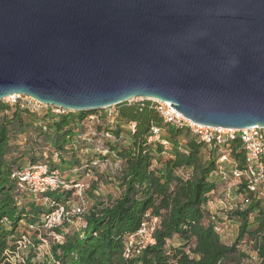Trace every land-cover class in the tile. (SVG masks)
Wrapping results in <instances>:
<instances>
[{
  "label": "water",
  "instance_id": "1",
  "mask_svg": "<svg viewBox=\"0 0 264 264\" xmlns=\"http://www.w3.org/2000/svg\"><path fill=\"white\" fill-rule=\"evenodd\" d=\"M88 112L134 99L264 129V0H0V100Z\"/></svg>",
  "mask_w": 264,
  "mask_h": 264
},
{
  "label": "trees",
  "instance_id": "2",
  "mask_svg": "<svg viewBox=\"0 0 264 264\" xmlns=\"http://www.w3.org/2000/svg\"><path fill=\"white\" fill-rule=\"evenodd\" d=\"M117 108L115 127L103 125L107 120L104 113L96 128L101 131L105 127L116 137L106 142V148L123 163L114 177L120 195L105 201L89 192L93 204L83 215L84 227L67 232L64 221L53 228L63 241L52 242L48 256L37 261L35 253L13 263L12 257L20 252L17 241L28 237L20 235L21 224L36 227L60 207L68 210L73 190L34 196L21 191L12 175L21 169L26 155L31 164L59 169L54 165L55 153L64 170H94L92 160L87 165L79 160L83 145H89L77 138L86 131L82 124L96 112L70 111L57 116L48 111L38 115L0 100V264H264V183L258 194L249 191L244 181L238 185L242 203L228 214L238 223L237 238L231 245L223 242L215 216L207 209L212 193L218 190L214 178L221 177L222 151L230 150L234 164L245 168L240 138L210 149L189 130L167 124L150 101L125 102ZM131 125L134 129L126 132L129 142L123 145V128ZM153 127L162 131L167 146L148 141ZM33 134L35 137L28 138L24 147L17 145L20 136ZM45 148H49L48 162H44ZM68 156L69 161L63 160ZM45 198L50 207L44 204ZM154 219L155 244L125 257L128 237L136 234L143 222ZM174 240L177 245L171 244ZM243 244L254 256L240 250ZM33 246L36 249L35 243Z\"/></svg>",
  "mask_w": 264,
  "mask_h": 264
},
{
  "label": "built area",
  "instance_id": "3",
  "mask_svg": "<svg viewBox=\"0 0 264 264\" xmlns=\"http://www.w3.org/2000/svg\"><path fill=\"white\" fill-rule=\"evenodd\" d=\"M4 103L10 105L11 107L19 106L21 109L29 110L33 113L40 112L45 108V112L50 111L54 115L62 116L66 115L69 110L56 106H46L36 101L35 99L25 96V95H12L6 99L2 100ZM150 101L153 108L159 113V115L164 119V121L178 129H187L191 134L197 136L201 142L207 145L210 149L223 147L228 145V143L234 141L236 138H240L242 142L243 149L245 151V168L239 169L236 164L231 171L232 176L238 180V185L244 181L247 185V189L253 193L258 194L261 192V186L264 183V129L254 126L246 129H223L214 128L210 126H204L196 124L186 119L181 113L176 109H173L171 103L161 102L158 100H148V99H134L127 103L130 105L134 102H144ZM106 116L105 126L115 127L118 124V108L117 106H112L103 109ZM96 117H92L94 120ZM97 124H100V117H97ZM86 122L82 124L85 128ZM131 130L134 126L131 125ZM46 130V128L44 127ZM79 141L85 143L86 145L102 144L107 141L113 142L116 137L107 131L104 127L101 131L93 130L85 131L79 134ZM101 139V141H100ZM149 142H161L162 145L167 146L168 143L162 139V131L153 127L151 130V135L148 139ZM225 151V152H224ZM222 151V157L220 159L219 175L226 179L228 174L224 169V164L228 161L230 150ZM103 154H109L108 150L102 152ZM59 154L55 153L54 158L59 160ZM106 162V163H104ZM122 161H116V170H121ZM93 167L108 166V161H92ZM82 169H76L78 172ZM12 178L18 182V187L21 191H26L34 196L44 195L48 192H56L59 190H75L78 191L80 195L85 188L84 184L81 183H71L64 178L63 174L59 169H51L47 164H30L14 172ZM44 204L49 205V200L45 198L43 200ZM50 215L44 216L43 221L50 226H57L60 223L61 218H69L71 212L66 210L65 207H60ZM76 216L82 217L86 213V208L84 203L79 205L76 209L72 211ZM157 220L154 219L152 222L145 221L142 223L141 227L136 234L130 235L127 239V247L125 250V257H130L131 255L140 253L143 249L148 246L154 245L155 240L153 237L155 231V225ZM34 227H31L33 229ZM18 250L22 247L28 248L31 245L30 239L28 237H22L21 240L17 241Z\"/></svg>",
  "mask_w": 264,
  "mask_h": 264
},
{
  "label": "rangeland",
  "instance_id": "4",
  "mask_svg": "<svg viewBox=\"0 0 264 264\" xmlns=\"http://www.w3.org/2000/svg\"><path fill=\"white\" fill-rule=\"evenodd\" d=\"M45 108L42 109L40 112H36L38 115H42L45 113ZM96 114L89 116L86 119L85 124V130L90 131L91 129L98 130L97 127V117H100L104 114V110H96ZM104 116V115H103ZM94 118V120L92 119ZM100 121L102 123V117L100 118ZM103 125H107L106 123H103ZM104 129V128H103ZM123 130L125 133L123 134L122 143L123 145L128 144V137L126 135V132L131 131L130 126H124ZM35 137V134L33 135H22L19 137V140L17 141V145H20L21 147L25 146L26 140L33 139ZM31 141V140H30ZM101 141V139H100ZM84 149L79 152L77 155L79 157V160L82 164L87 165L89 161H104V158L107 157L108 159V166L105 167L104 165L97 166L94 170H80L76 172L74 170L67 169L64 170L63 168H60V162L54 158V165L63 174L64 178L67 179V181L71 183H81L85 185V188L82 192V195L79 194L78 191L73 190L71 200L67 203L68 210L71 212V215L69 218H61L60 223H57V226L62 225L65 221V223L68 225V229H66L67 232L70 230H79L80 228L84 227V217H78L76 216L72 211L76 209L79 205L84 203V206L86 208V212L90 209V207L93 204V200H91V195L89 196V192L92 191V193L95 196H101L105 201H107L109 198H116L120 195L121 190L118 186V183L114 180L115 173H117L116 170V158L113 157L111 154H103L106 148V143L102 141V144H94L85 146L83 145ZM87 148H89L87 150ZM49 148H45L44 150V162H48L49 157ZM225 152V151H224ZM38 154V153H36ZM40 154V153H39ZM167 156L166 154L164 155ZM103 158V159H102ZM63 160L69 161L70 157H65ZM106 163V162H104ZM30 159L29 156L26 155L22 159V163L20 168L26 167L30 165ZM53 166V165H52ZM234 167V161L229 156L228 161L224 164V169L226 170L228 176L226 179L222 177H215V181L218 183V190L215 193H212L211 195V201L207 205L208 211L215 216L214 222L217 224L219 234L223 240L228 245H231L235 242L238 234V223L236 221H231L228 218V214L231 210L237 208L242 203V197L238 193V180L235 179L232 176V169ZM98 174V175H97ZM103 175L102 178H99V176ZM96 189L93 191V189ZM28 198H31L30 194H27ZM47 207H50L47 205ZM58 211H60L58 209ZM56 226H50L49 224L43 222L42 225L36 226L33 229L29 228V225L26 222H23L20 227V235H26L29 237L31 245L28 248L22 247L18 253V256L12 257L13 263H18L21 260H27L31 255L37 254V261L43 260L45 256H48L50 253V247L51 243L55 241H63V237L57 235L53 228ZM34 243L36 245V249L33 248ZM171 244L177 245V241L174 240L171 242ZM240 250L250 254L251 256H254V254L249 250V248L246 246V244L240 245ZM32 249H35L36 251H32Z\"/></svg>",
  "mask_w": 264,
  "mask_h": 264
}]
</instances>
